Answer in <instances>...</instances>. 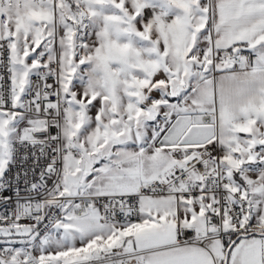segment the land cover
<instances>
[{
    "label": "snow or ice",
    "instance_id": "snow-or-ice-1",
    "mask_svg": "<svg viewBox=\"0 0 264 264\" xmlns=\"http://www.w3.org/2000/svg\"><path fill=\"white\" fill-rule=\"evenodd\" d=\"M0 264H264V0H0Z\"/></svg>",
    "mask_w": 264,
    "mask_h": 264
}]
</instances>
